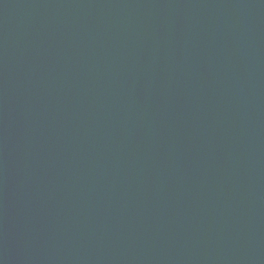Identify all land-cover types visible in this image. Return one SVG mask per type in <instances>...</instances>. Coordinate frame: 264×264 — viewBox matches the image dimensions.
Returning a JSON list of instances; mask_svg holds the SVG:
<instances>
[{"label":"water","instance_id":"1","mask_svg":"<svg viewBox=\"0 0 264 264\" xmlns=\"http://www.w3.org/2000/svg\"><path fill=\"white\" fill-rule=\"evenodd\" d=\"M0 264H264V0H0Z\"/></svg>","mask_w":264,"mask_h":264}]
</instances>
